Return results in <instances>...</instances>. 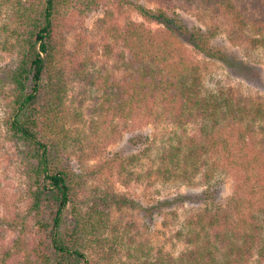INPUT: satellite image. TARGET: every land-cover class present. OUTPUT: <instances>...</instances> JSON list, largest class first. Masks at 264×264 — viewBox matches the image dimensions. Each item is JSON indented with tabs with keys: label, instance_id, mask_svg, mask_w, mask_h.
I'll list each match as a JSON object with an SVG mask.
<instances>
[{
	"label": "trees",
	"instance_id": "obj_1",
	"mask_svg": "<svg viewBox=\"0 0 264 264\" xmlns=\"http://www.w3.org/2000/svg\"><path fill=\"white\" fill-rule=\"evenodd\" d=\"M77 1L12 0V25L3 27L5 50L12 57L0 70V116L5 141L12 143L26 180L28 213L8 223L16 235L1 250L0 264H94L90 250L110 246L117 252L115 211L130 208L151 219L155 210L186 205L196 206L178 232L187 251L168 261L152 259L144 250V259L128 253L133 264H252L254 255L264 260V97L249 85L209 77L182 47L185 43L227 66L249 63L234 56L228 44H246L264 55V10L244 13L236 2L245 0H178L214 17L227 14L234 29L223 44L218 24L196 26L180 13L147 7L141 0H114L118 15L127 8L143 21L128 15L114 23L117 43L107 44L105 61L97 67L77 59L75 52L67 71L60 19ZM102 2L82 1L87 10ZM106 16L112 18L113 11ZM80 81L90 92L86 114L91 130L103 126L107 133L110 128L113 141L135 131L128 137V152L119 154H128L119 170L123 185L197 180L200 190L178 192L145 207L116 192L108 180L99 182L110 161L75 164L72 155L83 140L79 124L87 120L72 108L69 92L70 84ZM162 124L165 132L154 136L141 131ZM145 158L150 165L144 172ZM223 175L237 180L226 208L218 181Z\"/></svg>",
	"mask_w": 264,
	"mask_h": 264
},
{
	"label": "rangeland",
	"instance_id": "obj_2",
	"mask_svg": "<svg viewBox=\"0 0 264 264\" xmlns=\"http://www.w3.org/2000/svg\"><path fill=\"white\" fill-rule=\"evenodd\" d=\"M12 1V0H11ZM11 1L0 0V70L11 60V54L5 49L6 34L3 27L11 26ZM83 0L77 1L62 11L60 19L61 27L59 34L66 41V60L63 62L62 68L69 70L71 62V54L76 52L77 59L86 63H100L105 61V50L107 44L117 43V31L114 30L113 24L116 22L122 23L129 15L133 20L143 21L138 13L125 8L124 12L118 15V9L113 4L114 0H103L102 6L92 10L85 9L82 3ZM147 7L154 9H166L169 12L182 14L188 21L194 23L196 26H213L218 24L220 27V34L218 40L226 44L229 33L234 27L227 20V14H213L202 9L199 5H194L187 8L184 3L178 0H141ZM244 3V4H243ZM236 7L241 8L244 13L264 10V0L259 2H252L245 0L243 2H236ZM113 11L112 18L107 17L109 11ZM225 15H227L225 17ZM147 27L156 29L155 23L145 22ZM228 44V43H227ZM229 43L228 48L233 51L234 56L239 55L243 61L249 63H235L227 66L219 61L209 59L208 57L196 52L189 45L182 43V47L193 62L198 63L209 77L213 75L214 78H219L231 84H246L254 91L260 92L264 97V55L255 51L248 50L245 45L233 46ZM249 52V54L247 53ZM234 65V66H233ZM71 90L69 92V101L72 108L81 110L87 124L83 122L79 124V130L82 140V147H76L72 160L75 164H79L81 159H84L88 166L98 165L105 161H110L102 172L99 174V182L111 183L116 192L124 194L135 201H140L145 207H150L155 204L158 199H163L170 195H176L183 191H199L200 186L198 182H193L188 185H162L160 182L153 186H147V182L131 183L123 185L120 182L119 170L121 164L125 163L127 155L120 157V153L126 149L129 135L135 131H129L123 134L120 138L113 141L110 128L107 133L105 128L100 127L99 130L90 129V119L86 114V109L90 104V92L84 91V84L82 81L73 82L70 84ZM80 101L83 103L81 106ZM104 128V129H103ZM149 135L164 131V125L148 126L141 129L147 131ZM100 136V137H99ZM144 146V144H143ZM12 143L6 142L4 137V127H2V119L0 116V253L4 247L10 245L12 238L16 235L11 228H8V223L14 219H21L27 216L28 204L26 200V180L22 177L18 164L15 162ZM138 152V151H136ZM117 154V160L113 158ZM146 159V158H145ZM145 161V160H144ZM150 160L146 159L143 163L142 171L149 168ZM136 170V169H134ZM218 181L222 187V203L226 208L231 205L234 192L236 189L237 180L233 175H223ZM202 187V186H201ZM196 208V206L186 205L184 207H173L170 209L155 210L151 219L145 218L142 214H136V211L130 208H124L122 212H114V222L117 227L115 233V250H110V246H106L104 250H90L91 258L94 264H133L136 260L130 257L128 253H133L135 257L141 259L147 258L148 255L142 254L141 251L149 252L152 259L159 257L168 261L170 256L178 257L181 253L187 251L188 245L178 237V232L182 228V222L188 210ZM28 218V217H27ZM135 225V226H134ZM112 236V235H111ZM109 236V237H111ZM110 252V253H109ZM111 257V258H109ZM1 259V254H0ZM10 264H16L13 260ZM252 264H264V260H258V255L252 258Z\"/></svg>",
	"mask_w": 264,
	"mask_h": 264
}]
</instances>
